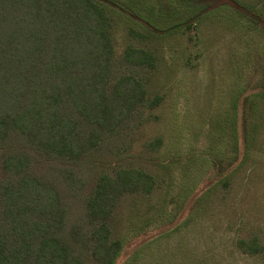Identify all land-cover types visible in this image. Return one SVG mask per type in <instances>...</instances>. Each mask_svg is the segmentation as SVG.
<instances>
[{
  "label": "trees",
  "instance_id": "1",
  "mask_svg": "<svg viewBox=\"0 0 264 264\" xmlns=\"http://www.w3.org/2000/svg\"><path fill=\"white\" fill-rule=\"evenodd\" d=\"M214 2L169 0L166 10L175 6V29L189 31ZM223 7L257 19L246 7ZM114 13L148 27L116 0H0V264H115L123 251L112 233L121 201L156 186L141 168L111 175L105 167L107 158L130 151L145 112L161 102L147 90L155 52L133 42L147 37L132 28L116 54ZM260 72L247 82L254 94L244 96V107L264 97V62ZM236 139L237 128L234 154L218 163L223 177L239 157ZM160 144L154 138L143 148ZM250 238L237 247L264 256L258 237Z\"/></svg>",
  "mask_w": 264,
  "mask_h": 264
},
{
  "label": "rangeland",
  "instance_id": "2",
  "mask_svg": "<svg viewBox=\"0 0 264 264\" xmlns=\"http://www.w3.org/2000/svg\"><path fill=\"white\" fill-rule=\"evenodd\" d=\"M116 1L148 27L112 14L115 52L122 53L132 28L147 37L133 42L156 54L147 90L161 102L145 112L130 151L105 163L111 175L135 167L156 177L150 194L128 195L118 207L112 233L123 251L115 264H264L263 254L236 245L255 235L264 247V97L243 105L254 94L247 82L262 78L264 0H215L189 31L175 29L181 22L175 6L166 10L169 0ZM224 2L253 11L254 24L230 13L234 8L217 9ZM243 85L248 90L235 107ZM235 128L239 157L223 177L218 163L234 154ZM154 138L160 146L146 152Z\"/></svg>",
  "mask_w": 264,
  "mask_h": 264
}]
</instances>
